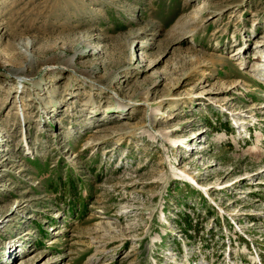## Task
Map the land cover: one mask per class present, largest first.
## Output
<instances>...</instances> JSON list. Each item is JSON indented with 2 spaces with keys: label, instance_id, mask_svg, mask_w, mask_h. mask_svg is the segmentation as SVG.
I'll return each instance as SVG.
<instances>
[{
  "label": "rangeland",
  "instance_id": "rangeland-1",
  "mask_svg": "<svg viewBox=\"0 0 264 264\" xmlns=\"http://www.w3.org/2000/svg\"><path fill=\"white\" fill-rule=\"evenodd\" d=\"M259 43L264 0H0V264H264Z\"/></svg>",
  "mask_w": 264,
  "mask_h": 264
},
{
  "label": "bare ground",
  "instance_id": "bare-ground-1",
  "mask_svg": "<svg viewBox=\"0 0 264 264\" xmlns=\"http://www.w3.org/2000/svg\"><path fill=\"white\" fill-rule=\"evenodd\" d=\"M238 6V5H237ZM229 9H233V10H229V12H235L236 10L234 9V6L229 7ZM208 10L205 9L204 7H201L200 9L196 10V15H194V19H201L199 20V23L203 22V15L204 13H206ZM225 15L224 16H220L219 18V22H223L225 21ZM193 21V20H192ZM198 22V21H197ZM262 28L259 26V28H257V35L260 32ZM251 43H252V39H250ZM28 44V42H27ZM257 46H264V43H259L257 44ZM250 45L247 47V52L250 50ZM240 53V52H239ZM246 54V53H245ZM238 55V53H237ZM242 55V54H241ZM251 58L249 60H251L250 64H247L248 67H250V69H247V71H245V73L247 75H249L252 78H257L258 75H263L264 76V50L262 49H257L256 48V52L251 54ZM31 58V57H30ZM33 58V57H32ZM73 60V58H72ZM71 60V61H72ZM69 60V63L71 62ZM250 62V61H249ZM192 63V62H191ZM25 68L21 69V71H24ZM247 77V76H246ZM258 79V78H257ZM261 82L264 83V79H259ZM237 87V86H236ZM207 90L203 91V93H205ZM209 91H207L208 93Z\"/></svg>",
  "mask_w": 264,
  "mask_h": 264
}]
</instances>
